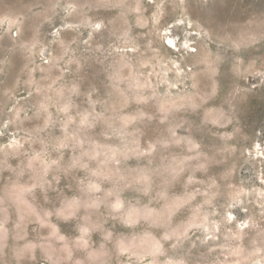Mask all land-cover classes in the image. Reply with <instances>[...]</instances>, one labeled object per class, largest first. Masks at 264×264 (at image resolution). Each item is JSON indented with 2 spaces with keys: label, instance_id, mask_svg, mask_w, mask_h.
<instances>
[{
  "label": "rangeland",
  "instance_id": "obj_1",
  "mask_svg": "<svg viewBox=\"0 0 264 264\" xmlns=\"http://www.w3.org/2000/svg\"><path fill=\"white\" fill-rule=\"evenodd\" d=\"M0 264H264V0H0Z\"/></svg>",
  "mask_w": 264,
  "mask_h": 264
}]
</instances>
